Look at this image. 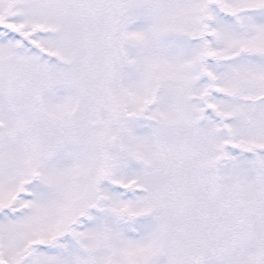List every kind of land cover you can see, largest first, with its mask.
<instances>
[{
	"label": "snow or ice",
	"instance_id": "6c2138e0",
	"mask_svg": "<svg viewBox=\"0 0 264 264\" xmlns=\"http://www.w3.org/2000/svg\"><path fill=\"white\" fill-rule=\"evenodd\" d=\"M0 264H264V0H0Z\"/></svg>",
	"mask_w": 264,
	"mask_h": 264
}]
</instances>
